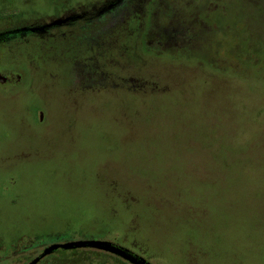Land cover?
<instances>
[{"label":"rangeland","instance_id":"obj_1","mask_svg":"<svg viewBox=\"0 0 264 264\" xmlns=\"http://www.w3.org/2000/svg\"><path fill=\"white\" fill-rule=\"evenodd\" d=\"M107 1L0 0V264L77 241L264 264V1L227 16L204 2L221 14L186 24L195 53L179 27ZM85 4L111 15L47 34ZM93 254L36 264H120Z\"/></svg>","mask_w":264,"mask_h":264},{"label":"flooded vegetation","instance_id":"obj_2","mask_svg":"<svg viewBox=\"0 0 264 264\" xmlns=\"http://www.w3.org/2000/svg\"><path fill=\"white\" fill-rule=\"evenodd\" d=\"M109 1H112V0H109ZM109 1H107V3H108L107 5H110L112 3V2L110 3ZM115 1L116 0H113V3ZM235 1L238 5H241V2L239 0L238 1L235 0ZM263 1L264 0H262V3H263ZM127 2H129L131 4H138V8L140 7L141 9H143L148 14L150 13V15H154L153 23L155 24V26L158 25V23H160V24L163 23V24H165L164 29H166L167 26L168 27H176V29L179 27V29L181 30V32L179 34L181 36L180 37L181 42L179 45L184 46L186 53H188V52L189 53L190 52L195 53V50H198L199 42L202 40V38L200 39V37H197L196 39H193L191 41L188 40V42H187L186 39L191 37L189 35V32H191L192 34H193V32L191 30L188 31V29H190V28H188L186 26V24L203 23L204 20H202V19H204V18L205 19L206 18L212 19L213 16H214V18L218 17V15L221 14V12L223 13L224 16L225 15L227 16L230 8L233 9L234 12L236 11V8L231 7L232 5H230V2H231L230 0L223 1L224 4L221 6L222 7L221 12H219V9L216 8L217 6H214V8L210 9L211 11L207 12L206 14H205L204 7H205V4L210 3L209 0H200V1L199 0H127ZM174 2H175V5H171ZM204 2H205V4H204ZM212 2H211V4H212ZM234 7H237V5H234ZM75 8H77V9H75ZM75 8L62 9L61 11L64 12L63 17H65V18H63V19H66V17H68V16H65L66 12H68V11L72 12L70 16H72V15L78 16L77 19L71 20L70 22L64 20V22L61 24V27L49 29L47 34L53 35V34H55V32H57V30L60 33H65V35L66 34L69 35L72 32L80 33V32L88 30L89 28H92L94 26V24H96L100 21H103L105 18H107V17H109V15H111L110 13L105 14V15L100 14V16H99V14H96L97 10L100 8L98 6L96 7V5H93V7L91 8L92 10H94V13L92 12V10L87 9L86 4H85V6L81 5V7L79 8V11L82 9H84V11L76 12L78 10V7L76 6ZM73 12H75V14ZM156 12H159V14L157 15ZM172 12H175V14H171ZM156 16L158 18L155 19ZM164 29H163V31L161 30L160 33H158L157 31L156 32L153 31L150 35V36H152L153 34H156L157 37H159V38H160V35H163L164 38H162V40L161 39L157 40L156 38L154 39V41L157 42L158 46L159 45L161 46V44H163L166 40H170L169 38H173V36L175 34V32H173V33L170 32V35L168 36L167 33H163ZM62 31H64V32H62ZM18 78L19 77L15 75L16 81ZM7 82H11L10 77H8L7 75L0 74V85L5 84Z\"/></svg>","mask_w":264,"mask_h":264},{"label":"water","instance_id":"obj_3","mask_svg":"<svg viewBox=\"0 0 264 264\" xmlns=\"http://www.w3.org/2000/svg\"><path fill=\"white\" fill-rule=\"evenodd\" d=\"M74 247H91L96 248L99 250H103L106 252H109L113 255H116L118 257L123 258L125 261H127L130 264H146L143 260L137 259L131 252L128 250L119 248L115 245H111L107 242H100V241H77V242H68L64 244H54L50 245L48 247H45L39 255L34 257L30 262L27 264H36L38 263L42 258L49 255L50 253L54 252L56 249H69Z\"/></svg>","mask_w":264,"mask_h":264},{"label":"trees","instance_id":"obj_4","mask_svg":"<svg viewBox=\"0 0 264 264\" xmlns=\"http://www.w3.org/2000/svg\"><path fill=\"white\" fill-rule=\"evenodd\" d=\"M109 243V242H107ZM111 245H115V244H112V243H109ZM119 248H122V249H125V250H128L126 248H123L121 246H118V245H115ZM57 250V251H56ZM54 252L50 253L48 256L44 257L43 259H41L40 261H45L47 258H54V259H57L58 260H66V261H69V260H73V259H78L79 256H86L88 254H91L94 253L93 255L95 254H100V256L104 255V256H108L116 261H118L120 264H130L128 263L127 261H125L123 258L121 257H118L116 255H113L109 252H106V251H103V250H99V249H96V248H91V247H74V248H69V249H56ZM129 251V250H128ZM41 252V251H40ZM130 252V251H129ZM40 253L38 254H33V255H30L28 257H25L27 260L25 262V264L29 261H31L34 257H36L37 255H39ZM133 254V253H132ZM137 259H141L144 261V263L146 264H149L148 261H146L145 259L139 257L138 255L136 254H133ZM99 256V255H98ZM17 258V256H16ZM14 257V259H16ZM23 258V257H21Z\"/></svg>","mask_w":264,"mask_h":264}]
</instances>
